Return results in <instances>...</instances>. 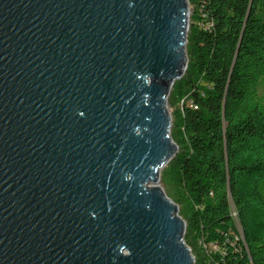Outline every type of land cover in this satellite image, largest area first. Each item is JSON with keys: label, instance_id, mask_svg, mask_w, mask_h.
<instances>
[{"label": "water", "instance_id": "obj_1", "mask_svg": "<svg viewBox=\"0 0 264 264\" xmlns=\"http://www.w3.org/2000/svg\"><path fill=\"white\" fill-rule=\"evenodd\" d=\"M189 0H0V264H196L159 184Z\"/></svg>", "mask_w": 264, "mask_h": 264}, {"label": "trees", "instance_id": "obj_2", "mask_svg": "<svg viewBox=\"0 0 264 264\" xmlns=\"http://www.w3.org/2000/svg\"><path fill=\"white\" fill-rule=\"evenodd\" d=\"M189 2L168 195L196 264H264V0Z\"/></svg>", "mask_w": 264, "mask_h": 264}, {"label": "rangeland", "instance_id": "obj_3", "mask_svg": "<svg viewBox=\"0 0 264 264\" xmlns=\"http://www.w3.org/2000/svg\"><path fill=\"white\" fill-rule=\"evenodd\" d=\"M190 17H191V14H192V5L190 4ZM191 23V18L189 20V24ZM176 106L175 105H170L169 103V106H168V109H169V112L171 113L172 115V118H173V112L175 110ZM173 127V126H172ZM171 132H172V129H171ZM167 166L164 167V169L166 168ZM164 169L161 171V174H160V182L159 184L162 186V188L166 191V193H172V192H175L173 187L171 184H172V180L167 178L166 175L164 174ZM173 199V198H172ZM174 200V199H173ZM175 201V200H174ZM176 202V201H175ZM177 203V202H176ZM178 204V203H177ZM179 205V204H178ZM179 212H180V205H179ZM193 252V251H192ZM194 254V253H193ZM196 259V258H195Z\"/></svg>", "mask_w": 264, "mask_h": 264}, {"label": "built area", "instance_id": "obj_4", "mask_svg": "<svg viewBox=\"0 0 264 264\" xmlns=\"http://www.w3.org/2000/svg\"><path fill=\"white\" fill-rule=\"evenodd\" d=\"M232 215H233L234 217H237V214H233V208H232Z\"/></svg>", "mask_w": 264, "mask_h": 264}]
</instances>
